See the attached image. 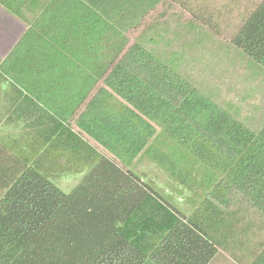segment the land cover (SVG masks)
Listing matches in <instances>:
<instances>
[{
  "label": "trees",
  "instance_id": "obj_1",
  "mask_svg": "<svg viewBox=\"0 0 264 264\" xmlns=\"http://www.w3.org/2000/svg\"><path fill=\"white\" fill-rule=\"evenodd\" d=\"M170 13L264 70V0H0V264H264V123L134 38Z\"/></svg>",
  "mask_w": 264,
  "mask_h": 264
},
{
  "label": "rangeland",
  "instance_id": "obj_2",
  "mask_svg": "<svg viewBox=\"0 0 264 264\" xmlns=\"http://www.w3.org/2000/svg\"><path fill=\"white\" fill-rule=\"evenodd\" d=\"M216 3L217 0H211L212 5ZM178 19L177 14L170 13L163 20H152L140 36L134 38L246 127L257 131L264 123V70L249 63L218 37L193 30ZM128 167L151 186L170 194L181 212L190 211L188 203L176 192L180 187L151 161L139 156ZM81 176H69L52 183L68 192Z\"/></svg>",
  "mask_w": 264,
  "mask_h": 264
}]
</instances>
